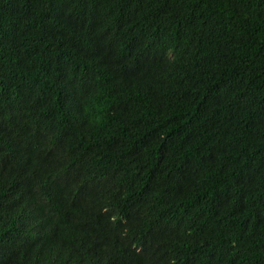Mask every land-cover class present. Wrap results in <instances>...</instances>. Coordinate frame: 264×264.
Wrapping results in <instances>:
<instances>
[{
	"label": "trees",
	"instance_id": "16d2710c",
	"mask_svg": "<svg viewBox=\"0 0 264 264\" xmlns=\"http://www.w3.org/2000/svg\"><path fill=\"white\" fill-rule=\"evenodd\" d=\"M0 264H264V0H0Z\"/></svg>",
	"mask_w": 264,
	"mask_h": 264
}]
</instances>
